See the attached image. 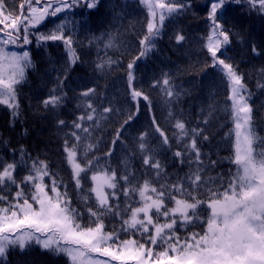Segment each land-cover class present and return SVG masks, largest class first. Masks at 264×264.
<instances>
[{
    "label": "snow or ice",
    "instance_id": "1",
    "mask_svg": "<svg viewBox=\"0 0 264 264\" xmlns=\"http://www.w3.org/2000/svg\"><path fill=\"white\" fill-rule=\"evenodd\" d=\"M139 3L147 6L148 19L137 40L138 55L127 64L129 107L118 109L110 101L104 106L107 96L98 92L99 85L85 86L78 93L81 114L71 124L56 119L59 129H70L61 149L70 181L53 170L47 158L0 140L11 157L0 155V264H8L12 251L23 254L35 247L65 257L67 264H264V136L257 132L245 74L228 54L237 39L243 41L240 32L233 31L235 25H230L229 11L235 5L264 20V0H204L200 6L206 9L203 19L208 25L200 38L206 53L201 71L207 76L211 69L222 77L227 90L223 110L232 125L225 134L231 155L224 160L235 171L216 175L209 173L223 161L203 151L214 138L207 129L208 117L216 109L209 105L207 116L202 109L203 119L194 127L182 110L174 114L170 109L168 118L174 122L165 127L151 92L138 88L135 76L137 61L158 50L165 22L192 12L194 2ZM100 4L101 0H0V106L10 110L13 122L20 115L19 87L34 68L33 43L40 47L59 42L64 47L65 66L53 68L57 72L53 87L38 106L58 116L57 110L69 99L68 72L83 63L77 52L76 21L69 14L77 8L91 12ZM49 23L52 28L40 31ZM104 35L108 36L104 47H115L112 35ZM171 39L180 47L188 41L182 28ZM248 50L254 57L264 55V41L248 42ZM117 63L102 59L93 72ZM150 88L159 90L170 105L179 102L183 91L171 70L162 71ZM94 102H100L99 107ZM114 116L125 118L112 140L94 137L99 123ZM142 116L147 122L140 129ZM129 129L137 134L126 136ZM128 140H132L130 149ZM157 142L158 148L153 146ZM101 143L109 144L107 151L102 152ZM118 150L126 156L113 167L111 160ZM168 152L170 157L160 158ZM169 167L188 170L181 175L169 173Z\"/></svg>",
    "mask_w": 264,
    "mask_h": 264
},
{
    "label": "trees",
    "instance_id": "2",
    "mask_svg": "<svg viewBox=\"0 0 264 264\" xmlns=\"http://www.w3.org/2000/svg\"><path fill=\"white\" fill-rule=\"evenodd\" d=\"M16 2L19 3L20 0ZM193 2L192 12L165 22L164 34L157 41L158 50L137 61L135 69L137 87L151 92L157 115L165 127L174 122L168 118L170 109L174 114L182 110L184 119L190 121V126L193 127L198 120L203 119L199 116L202 109L205 116L211 111L209 105L216 109L212 116L208 117L211 124L207 129V134L214 138L203 146V151L214 153L212 159L223 161L220 167L209 173L210 175L228 173L230 169L232 171L235 169L224 160L231 155V141L226 139L225 134L232 126L223 110L227 96L226 85L218 72L209 69L205 76L201 71L206 53L201 49L200 38L206 35L208 25L203 19L206 16V9L200 7L204 0H193ZM233 9L229 11L228 19L230 25H235L233 31L240 32L243 41L237 39L228 54L235 58L234 62L238 64L239 71L245 74V83L252 93L251 103L256 109L254 115L257 120V132L264 136V88L258 87L264 85V73H261V69H264V55L254 57L248 50V42L264 41V20L255 14H247L244 8L233 5ZM69 19L76 21L75 34L79 41L77 52L83 63H78L68 72L65 91L69 99L57 110L58 116L56 113H45L38 106L53 87L57 75L53 68L59 70L65 66L67 58L64 47L59 42H49L40 47L33 43L30 46L34 68L28 70L26 81L18 90L21 102L18 118L13 122L10 110L0 106V140H7L11 148H19L23 145L32 155L40 154L41 159L47 158L53 170L57 171L66 182L70 181L69 170L63 162L61 149L64 133L70 129H59L56 119H63L71 124L76 116L81 114L83 109L77 107L82 103L78 93L85 86L99 85L98 92L107 96V100L103 101L104 106H108L110 101L118 109L129 107L126 95L127 64L138 55L137 40L144 34L148 15L147 6L139 3V0H101L99 9L90 12L87 8H77L74 13L69 14ZM52 27L53 25L49 23L46 27L42 26L40 31L46 32ZM177 28H182L188 37L183 47L178 46L174 39H171ZM105 33L112 35L115 47H104L108 42ZM93 37L100 39L93 40ZM109 58L119 63L106 65L103 71L93 72L96 63ZM169 70L175 74V84L183 90L179 102L171 105L166 103L164 95L159 90L150 88L153 80L160 78L162 71ZM99 103L94 102V106L99 107ZM124 118L114 116L107 122L102 120L93 136L110 142L115 135V129ZM146 122L147 117L142 116L137 127L143 129ZM136 134L132 129L125 133L126 136ZM126 143L130 149L132 140ZM153 146L158 148V142ZM108 147V143L100 144L102 152L107 151ZM102 152H97L95 155H101ZM0 155H8V158H11L2 143H0ZM125 156L124 151L118 150L111 160L113 167L120 165ZM170 156L171 153L168 152L160 158L165 159ZM187 170V168L172 167L167 169L169 173L179 171L181 175ZM23 174L22 172L21 175ZM7 262L8 264H67V259L35 247L23 254L18 250L10 252Z\"/></svg>",
    "mask_w": 264,
    "mask_h": 264
},
{
    "label": "rangeland",
    "instance_id": "3",
    "mask_svg": "<svg viewBox=\"0 0 264 264\" xmlns=\"http://www.w3.org/2000/svg\"><path fill=\"white\" fill-rule=\"evenodd\" d=\"M181 235H183V233H181Z\"/></svg>",
    "mask_w": 264,
    "mask_h": 264
}]
</instances>
